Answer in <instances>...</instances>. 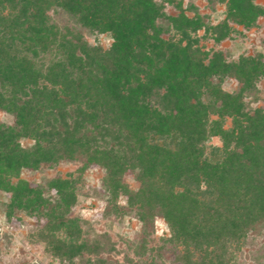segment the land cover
Here are the masks:
<instances>
[{"label":"trees","instance_id":"obj_1","mask_svg":"<svg viewBox=\"0 0 264 264\" xmlns=\"http://www.w3.org/2000/svg\"><path fill=\"white\" fill-rule=\"evenodd\" d=\"M219 1L225 17L211 25L179 0H0V110L14 117V125L0 123V193L9 196L8 220L15 212L45 220L38 241L47 255L110 264L101 257L104 236L82 238L68 218L92 164L104 171L111 201L126 197L124 209L145 227L164 221L181 264H234L247 234L264 228V110L246 102H264V60L227 61L202 50L197 36L221 43L234 26L254 27L264 7ZM50 11L89 34H109L112 44L102 50L81 33L59 34L47 23ZM53 44L65 61L43 74L26 54ZM228 78L238 83L231 93L221 88ZM213 137L221 147L206 146ZM78 157L85 167L67 179L45 187L19 179L23 169ZM127 172L136 191L122 183Z\"/></svg>","mask_w":264,"mask_h":264},{"label":"rangeland","instance_id":"obj_2","mask_svg":"<svg viewBox=\"0 0 264 264\" xmlns=\"http://www.w3.org/2000/svg\"><path fill=\"white\" fill-rule=\"evenodd\" d=\"M160 2V0H155ZM188 16L192 12L188 6L192 4L198 9L203 21L217 25L225 17V3L219 0H179ZM255 5L264 7V0H252ZM166 13L177 15L176 10L166 5ZM47 23L54 25L59 34H69L68 37L81 33L84 40L94 47L102 50L109 49L112 39L109 34L92 35L82 30L67 15L61 12L50 11ZM235 32L221 43H215L209 38H204L203 32L197 33L200 38L199 47L204 51H221L227 61H237L240 56L255 57L260 55L264 60V17L256 21V25L249 30L234 26ZM27 58L35 68L44 74L49 66L65 61L64 52L59 45L53 44L45 51L34 54L27 53ZM260 92L264 93V77L257 83ZM221 88L225 92H234L238 83L233 78L223 81ZM246 102L250 108L264 110V102L251 103V98ZM0 123L14 125V117L0 110ZM226 128L230 127L227 121ZM32 144L31 140H21L24 148ZM206 146L221 147L222 142L218 137L211 138ZM85 160L78 157L74 160L61 161L55 165H43L37 170L23 169L20 178L31 186L45 187L47 181L59 178L67 179L70 174H77L79 169L85 167ZM104 171L96 164L87 165L84 169L80 183L73 198L74 206L71 207L68 218L76 220L82 231V238L91 239L104 236L105 249L101 257L110 264H149L153 258L155 264H181L176 261L175 247L167 244L165 240L169 232L164 221L156 218L152 226H143L135 216L127 212L126 197L118 196L111 201L105 192L102 183ZM16 181V178H11ZM122 183L136 191L140 184L135 180L133 173L127 172L122 177ZM50 195L53 196L52 192ZM9 196L0 193V264H82L76 258L73 262L57 260L43 250V244L38 241V234L46 227L45 220H40L36 215H25L15 212L11 219L5 216ZM109 212V213H108ZM59 236L64 234L59 231ZM142 256H138L139 253ZM145 254V255H144ZM234 264H264V228L259 226L249 232L240 250L235 254Z\"/></svg>","mask_w":264,"mask_h":264}]
</instances>
